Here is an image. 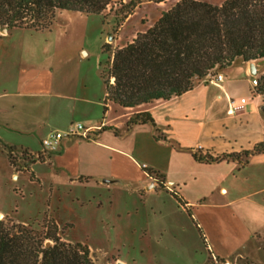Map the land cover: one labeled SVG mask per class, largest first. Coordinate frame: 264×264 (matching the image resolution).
<instances>
[{"label":"crops","instance_id":"crops-1","mask_svg":"<svg viewBox=\"0 0 264 264\" xmlns=\"http://www.w3.org/2000/svg\"><path fill=\"white\" fill-rule=\"evenodd\" d=\"M145 4L120 26L131 30L145 20L131 42L172 7L158 0L147 14ZM13 33L3 30L0 40ZM58 44L4 45L0 187L27 201V187L36 185L39 217L47 212L64 228L62 240L87 245L109 264L127 262L97 249L89 235L69 232L85 226L108 242L148 245L157 264H204L208 253L231 264H264V150L254 151L264 141V98L252 83L264 74V59H238L219 72L221 81L209 75L180 96L123 107L107 99L99 54L85 44ZM141 112L155 125L127 129ZM73 122L94 129L89 138H65L48 159L13 169L7 148L37 153L50 131ZM7 202L0 203L3 217L30 223L25 207Z\"/></svg>","mask_w":264,"mask_h":264},{"label":"trees","instance_id":"trees-1","mask_svg":"<svg viewBox=\"0 0 264 264\" xmlns=\"http://www.w3.org/2000/svg\"><path fill=\"white\" fill-rule=\"evenodd\" d=\"M113 1L0 0V28L49 31L63 10L104 18ZM139 2L121 1L111 9L115 14L112 31L120 28ZM108 46L103 45V52H109ZM238 59H264V0H224L220 5L179 0L132 42L116 49L108 66L105 62L100 66L107 99L123 107H136L180 96ZM256 91L264 94V74ZM261 110L264 112V105ZM147 123L155 125L150 112L136 113L127 122V129ZM263 150L264 141L254 149ZM42 227L39 230L34 223L1 219L0 264H96L87 245L63 241L54 223ZM47 239L54 244L46 246ZM205 264L219 262L209 258Z\"/></svg>","mask_w":264,"mask_h":264},{"label":"rangeland","instance_id":"rangeland-1","mask_svg":"<svg viewBox=\"0 0 264 264\" xmlns=\"http://www.w3.org/2000/svg\"><path fill=\"white\" fill-rule=\"evenodd\" d=\"M121 1L126 2L129 0H114L112 4H110L104 11V18H102V16L94 14L88 15L78 11L63 10L57 13L55 23L50 31H32L26 28H14V33L12 34L9 40H0V57L3 54L4 45L8 44L9 41L12 42L13 45L22 43L24 46H27V49L35 50H40L42 47L45 46L52 48L53 46H55L56 43L58 44V42L62 46L65 45L64 43H66V45L67 43L68 45L85 44L88 49L92 50L93 53L96 52L97 54H99L98 56L100 57V60L102 62H105L108 66L111 62L113 52L116 49L126 45L127 43H130L132 39L131 36L133 35V33L136 32L137 28L143 29L142 26L143 23H145V20H143V22L133 24L131 30H129L130 27L127 26L125 30L118 28L117 30L112 31V26L109 25V19H112L113 17L115 18V14L113 11H111V9H116ZM139 1L141 2V0ZM143 1L146 2V8L144 10L147 11V14L155 11V7H157L156 2L158 0ZM178 1L179 0H167L168 4L165 7L173 6ZM114 22L115 19H113V24ZM133 28L135 29L133 30ZM2 31L3 29L0 28V34H2ZM106 36H110L107 42L109 43V52H103L102 49L103 45L105 44ZM60 44H58V47L60 46ZM93 59L94 58H92V60ZM262 64L264 65V61L262 62ZM219 72H221V70ZM113 81L114 79H111V82ZM6 150L10 161L12 160L9 157L8 153L10 149L7 148ZM16 150L22 151V149L19 148ZM12 161L14 162L13 164H15V166H13L11 161L10 164L15 171H27L28 166L31 163L35 162V160L27 158L22 163L16 161V159ZM23 165H25V167ZM0 188V203L3 204L7 201L15 203V201H17L19 205L25 207L24 212L28 216V218H30V223H34V228L42 230L43 224L49 226L54 223L56 225L53 217L47 212H45L40 217L37 214L38 212H41L40 209H38V206L40 204H43V200L42 198H38L39 194L34 190L36 188V185L27 187L29 188L27 189L26 193V197L28 199L27 201H24L21 196H16L14 191L9 193L8 189L4 186ZM32 193L33 197L30 196ZM13 217L7 216L3 217L2 219L10 223L18 224L19 222L15 221ZM69 233L73 236V238L89 235L92 240V244L97 249L101 248L102 250L106 251L110 256H118L124 259L127 264H157L155 257H153L155 249L152 247H148V245L137 246L136 244L134 245L133 242L128 239L108 242L101 235L99 229L89 228L85 226L84 228L72 229V231H70ZM58 234L60 235V237L63 236L64 228L61 231L58 229ZM45 244L46 246H50L54 244V241L51 239H47L45 241ZM90 255L96 264H109L104 259H100L95 253H90ZM209 258H211V260L216 263L219 262V264H231V262L226 261L224 259H220L212 253H208V259L206 262H208ZM186 262L187 261L185 260V258H183L182 261L177 262L176 264H187ZM114 264L117 263L114 262Z\"/></svg>","mask_w":264,"mask_h":264},{"label":"built area","instance_id":"built-area-1","mask_svg":"<svg viewBox=\"0 0 264 264\" xmlns=\"http://www.w3.org/2000/svg\"><path fill=\"white\" fill-rule=\"evenodd\" d=\"M214 81H221L223 79V75L218 73L215 76L211 77ZM252 83L255 87L259 85V78L254 77ZM260 95L264 98V94ZM100 128V127H99ZM91 127H85L82 123L73 122L71 123L68 128L64 131L62 130H54L50 131L41 142V149L37 153H32L27 150L22 151H8L9 157L12 160H15L22 163L25 159H34L35 161H41L49 158L50 153L55 152L59 149L61 141L65 138L71 137H83L89 138V133L93 131ZM26 153V157L24 154ZM15 166V164H13ZM143 168H147L146 165H143Z\"/></svg>","mask_w":264,"mask_h":264},{"label":"water","instance_id":"water-1","mask_svg":"<svg viewBox=\"0 0 264 264\" xmlns=\"http://www.w3.org/2000/svg\"><path fill=\"white\" fill-rule=\"evenodd\" d=\"M4 31H7V29H3ZM3 218V216L0 214V220ZM119 264H122L121 262Z\"/></svg>","mask_w":264,"mask_h":264}]
</instances>
